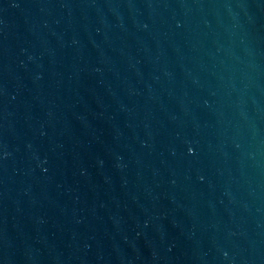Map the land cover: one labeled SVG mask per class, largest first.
<instances>
[{
	"label": "water",
	"instance_id": "95a60500",
	"mask_svg": "<svg viewBox=\"0 0 264 264\" xmlns=\"http://www.w3.org/2000/svg\"><path fill=\"white\" fill-rule=\"evenodd\" d=\"M0 264H264V0H0Z\"/></svg>",
	"mask_w": 264,
	"mask_h": 264
}]
</instances>
